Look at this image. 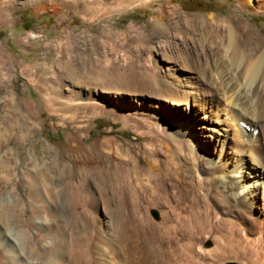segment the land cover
<instances>
[{"label": "rangeland", "instance_id": "1", "mask_svg": "<svg viewBox=\"0 0 264 264\" xmlns=\"http://www.w3.org/2000/svg\"><path fill=\"white\" fill-rule=\"evenodd\" d=\"M18 1L0 0V264L23 252L29 264H56L58 251L76 255L75 245L93 261L102 258L99 247L115 244L113 257L130 254L131 264H252L250 230L264 223L261 200L249 207V220L231 227L216 222L223 216L206 199L208 219L216 223L208 228L204 201L193 210L191 195L179 201L169 189L174 210L202 229L154 240L152 231L162 234L171 224L162 216H174L171 207L139 205L132 192L154 185V173L187 166L193 155L230 169L238 134L228 99L216 93L208 50L237 81L235 90L248 97L254 86L228 61L225 31L214 19L247 23L264 42V10L238 0H106L111 7L92 14L96 5L83 2L48 1L59 6L53 12ZM67 30L75 32V47L57 59L58 38ZM234 42L256 58L245 34ZM117 72L140 87L117 90Z\"/></svg>", "mask_w": 264, "mask_h": 264}, {"label": "bare ground", "instance_id": "2", "mask_svg": "<svg viewBox=\"0 0 264 264\" xmlns=\"http://www.w3.org/2000/svg\"><path fill=\"white\" fill-rule=\"evenodd\" d=\"M48 1H52V0H19L18 2L19 3L27 2V4L32 3V5L35 6L37 10H44L48 8V6L51 8L53 12L59 10V6H57L56 4L48 5ZM69 1L83 2L84 4L87 5L88 4L96 5V9L93 10L94 13L92 14H96L100 10L105 11L107 10L108 7H111L109 6L110 4L107 6L106 0H60L59 4L62 5ZM133 1L135 0H132V2ZM238 3L239 5L246 6L253 11L260 9L264 10V0H238ZM210 19H212V17H210ZM197 20L203 21L204 17H197ZM214 21L219 25L218 27H222L225 31L224 35L226 37V41L228 45V47L227 46L226 47L229 49V51L227 50L228 61L239 68L240 74L244 73L247 76V80L250 83V85L252 84L254 86V91L251 92L250 96L246 95L248 97H245L243 93L239 92L238 90H235V87L238 84L237 81L236 80L232 81L229 77L228 71H224L222 69L223 68L222 66H224L223 61L221 62V60L219 61L216 59V57H214L216 51L213 49L208 50L209 56L207 55V58L212 66V70L214 71L216 78L215 81V85H216L215 87L217 88L216 93L219 96L222 95L221 97H219V100H222V98H226L224 100L228 99L227 101L230 103V108L232 110V113L228 118L230 122L233 123L234 126L236 127L235 128L236 130L233 129L235 130V132L233 131L234 134L235 133L238 134L235 146L233 147L234 155L230 157L231 167L228 171L221 170L220 168L217 169L215 166V162L209 163L208 161L203 159L197 160L193 155L192 158L189 159V161L186 160L187 166L186 165L184 166L186 170L183 169L184 167L181 168L180 165L177 166L175 165L173 174L167 172H161V171L157 174L154 173L151 175V177L156 181L154 185L149 187L144 184L142 185L141 190L139 192L133 191L132 196L137 200L139 205L141 200H143L145 203L148 204L153 203V204L165 205L168 206V208L171 207V209L169 210L170 212H173V215L176 217L175 218L174 216L172 217L169 216L168 211L162 212L164 222L167 223L171 221V224L167 226V231H165L162 234L159 233L157 230L152 231V233L150 234L154 240H156L157 238L163 239L164 236H173V234H177L184 230L185 231L183 235L186 234V236L189 237L192 236V233L194 234L202 229L198 223L191 222L189 221V219H187L188 221L185 222L184 220L186 216L180 215L181 214L180 211L177 213V211L174 210L175 207H172L170 204L171 202L169 198V191H168L169 189H174L175 192L173 193L179 194V201L184 199L188 200V196L191 195L190 201L192 203L191 208L193 210H197L196 206L199 204L197 201H201V200L204 201L205 212L204 213L201 212V214L203 216L204 221L206 222V225H209L208 228H212V226L214 225L213 223L215 222L208 219L210 212L207 210L208 209V205L206 203L207 200L210 202V204H212L214 210L218 212L221 216H223V219L221 217L217 218L216 222L222 223L221 221H223V224H228L231 227H235V225H237L236 221L249 220L247 214L249 212V207L254 205L257 201L261 200L262 205H264V115L261 114L262 113L261 109L264 106V82L259 79V76L264 73V42L259 40V38L253 32V30L252 31L250 30V27L252 28V26H249L247 23L241 22L239 24V22L238 23L230 22L224 17L216 18L214 19ZM66 32L67 33L64 36L58 38L56 44L58 48L55 49L57 53L56 54L57 59H60L59 57L61 55H64L63 52L65 50L68 51L70 49L69 45L75 47L74 45L75 32H73L72 30H67ZM244 34H245V39H247V41H249L251 45H253L255 52L256 51L258 52L254 60L250 59V57H247L245 51L240 46H238L239 44L237 45L234 42L235 37H240ZM222 40H224V36ZM47 47L50 48V45L48 44ZM103 70H107V69H103ZM101 72L103 75L105 71H102L101 69ZM107 74L105 75V78L106 76H108ZM112 76H114L113 78L114 81L116 82V85H114L115 83L113 84V87L115 86V88L116 86H118L117 88L124 89L129 85L133 87L137 86V88L140 87V85L138 84L136 85V82H134L136 80H133L132 76H130L129 74L127 75L124 72H117ZM247 80L245 81L247 82ZM259 86L260 88L263 89L262 93H258L257 91V88ZM155 87L156 84H154V88ZM77 94L79 96H82L85 93L82 90H80L78 91ZM248 103L250 107L247 105ZM226 120L228 119L226 118ZM223 128H225L223 130L228 132L231 127L229 128V124L227 123L226 127ZM23 138H24V133L21 132L19 134L18 142H21ZM5 139L7 138L5 137ZM220 155L221 152H219L218 158ZM68 185L69 187H72L71 183H69ZM29 186H31V184H29ZM87 189L89 192L93 193L94 196L92 198L97 200L98 195L96 188H93L88 184ZM106 203H107L106 208L109 209L112 207L111 202H106ZM122 204L123 201L120 200L118 202V206H122ZM228 215L233 216L234 221L228 220L226 218V216ZM183 221L185 223H183ZM100 222L98 223V228H101ZM120 230L122 232L120 233V236L122 238L121 240L122 241L124 240V242H126V238H125L126 228L123 227V229ZM141 230L143 237L146 238V235L148 233L147 231L148 227L147 226L144 227L142 225ZM250 231L256 235V237L251 240V243L253 245L252 264H258V262L262 258H264V251H263L264 223L261 227L255 225ZM2 238H3V234L0 233V240ZM115 245H110L107 247H99L98 249L101 250L102 258L93 261H91V259L89 258L86 248H83L80 245L79 248L76 245L75 247L71 248V250L75 252L76 255H73L72 252L66 253V248H63L64 249L63 253H60L58 251V256H57L58 263L57 262L55 263L56 264H131L132 258L131 255L128 254L130 252V247L127 244L126 245L122 244L124 246L123 251L126 254H128V256L127 255L123 256L125 259V261L123 262V260L121 261V259L123 258L122 255L120 257L118 256L117 258L113 257L112 251L118 253L117 245L116 246ZM79 249H81L82 252L86 254L81 255ZM28 256H32V252H30ZM8 264H29V261L27 257H25V253L23 252V253H17L16 260L9 261Z\"/></svg>", "mask_w": 264, "mask_h": 264}]
</instances>
